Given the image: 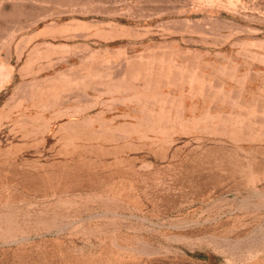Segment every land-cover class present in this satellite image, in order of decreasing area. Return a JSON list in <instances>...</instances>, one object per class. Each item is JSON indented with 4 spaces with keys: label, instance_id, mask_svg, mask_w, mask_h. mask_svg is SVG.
Returning a JSON list of instances; mask_svg holds the SVG:
<instances>
[{
    "label": "rangeland",
    "instance_id": "obj_1",
    "mask_svg": "<svg viewBox=\"0 0 264 264\" xmlns=\"http://www.w3.org/2000/svg\"><path fill=\"white\" fill-rule=\"evenodd\" d=\"M0 264H264V0H0Z\"/></svg>",
    "mask_w": 264,
    "mask_h": 264
}]
</instances>
